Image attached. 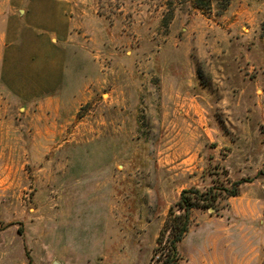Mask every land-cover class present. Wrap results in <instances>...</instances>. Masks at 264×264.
Wrapping results in <instances>:
<instances>
[{
  "label": "rangeland",
  "instance_id": "374dc122",
  "mask_svg": "<svg viewBox=\"0 0 264 264\" xmlns=\"http://www.w3.org/2000/svg\"><path fill=\"white\" fill-rule=\"evenodd\" d=\"M170 1L0 0V264H148L241 181L179 264H264V0Z\"/></svg>",
  "mask_w": 264,
  "mask_h": 264
},
{
  "label": "trees",
  "instance_id": "16d2710c",
  "mask_svg": "<svg viewBox=\"0 0 264 264\" xmlns=\"http://www.w3.org/2000/svg\"><path fill=\"white\" fill-rule=\"evenodd\" d=\"M172 2L173 0L169 2V6H171ZM209 2L210 0H194V4L200 7L204 3L208 5ZM164 18L167 20L172 18L171 9ZM262 174L263 173L259 172L258 176ZM242 182L245 181H241V183ZM241 183L235 182L230 187H223L220 194L215 196L214 200H210L206 203L207 205H205L206 199L202 197V193L198 189L191 188L183 190L180 193L178 201L169 208L168 218L165 220L160 230L156 240V246L152 250V256L148 264H179L182 258L179 254L178 246L190 228L191 211L202 205L209 208L213 207L220 198L226 199L239 196L241 192L239 185Z\"/></svg>",
  "mask_w": 264,
  "mask_h": 264
},
{
  "label": "crops",
  "instance_id": "0c3cea01",
  "mask_svg": "<svg viewBox=\"0 0 264 264\" xmlns=\"http://www.w3.org/2000/svg\"><path fill=\"white\" fill-rule=\"evenodd\" d=\"M48 14H50V13H48ZM40 15H42L41 14V12H40ZM44 16H46V15H43V16H41V17H39V18H37L38 19V22H39V24L40 25H42L43 26V22H45L44 21V19H43V17ZM42 23V24H41ZM45 24V23H44ZM49 28L50 29H48V30H50V32L52 31L53 33H54V35H59V37L57 36V38L59 39V40H65V42H66V40H67V34H63V33H65L64 31H63V29L58 25V24H50V26H49ZM22 29V28H21ZM23 30H26V27L24 28V29H22V32H24ZM65 30V29H64ZM61 34H63V35H61ZM14 34H13V29H12V31H10V37H11V39H13L14 40V36H13ZM10 48H12L13 46L12 45H10L9 46ZM9 48V49H10ZM58 57V56H57ZM6 59H7V64L10 62V57L9 56H7L6 57ZM61 61V57H58L57 58V62L59 63ZM6 62L3 64V70H2V78L5 80L6 79V72L8 71V69H7V67H9V65L7 66L6 65ZM59 73H60V71H56V77H55V82H58V79H59ZM233 210V209H232ZM233 212V214L236 216V217H238L239 215L241 216V213H239L238 211H232ZM259 223L261 224H263L264 223V221H262L261 219L259 220ZM184 240H185V238H184ZM183 240V241H184ZM203 261V258L202 259H196L195 260V263L196 264H198V263H200V262H202Z\"/></svg>",
  "mask_w": 264,
  "mask_h": 264
},
{
  "label": "water",
  "instance_id": "95a60500",
  "mask_svg": "<svg viewBox=\"0 0 264 264\" xmlns=\"http://www.w3.org/2000/svg\"><path fill=\"white\" fill-rule=\"evenodd\" d=\"M210 210H212V209H210ZM55 264H57V263H55Z\"/></svg>",
  "mask_w": 264,
  "mask_h": 264
}]
</instances>
